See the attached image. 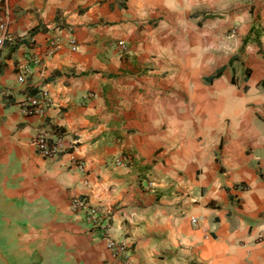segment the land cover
Segmentation results:
<instances>
[{"label":"crops","instance_id":"obj_1","mask_svg":"<svg viewBox=\"0 0 264 264\" xmlns=\"http://www.w3.org/2000/svg\"><path fill=\"white\" fill-rule=\"evenodd\" d=\"M0 24V264H121L76 197L130 264H264V0H0Z\"/></svg>","mask_w":264,"mask_h":264},{"label":"built area","instance_id":"obj_2","mask_svg":"<svg viewBox=\"0 0 264 264\" xmlns=\"http://www.w3.org/2000/svg\"><path fill=\"white\" fill-rule=\"evenodd\" d=\"M4 24H0V47L6 40V31ZM69 42L73 46L74 39H70ZM119 47L123 53H126V48L123 43H119ZM58 48L56 42H51L49 50L54 52ZM74 49V48H73ZM33 63H37L33 60ZM27 69H23L17 75V81L19 84L25 82V75ZM48 96L45 90L40 91L39 96H27L21 102V113L23 115H43L45 113V107L48 105ZM32 144L40 156L44 158H52L61 151V145L59 141H51L46 132H39L32 138ZM120 160H117V162ZM71 210L74 213L81 214L84 220L91 226L94 232H97L106 241L107 248L113 253V255L120 260L121 264H130L128 261L127 251L124 243L118 242L109 236V224L107 218L102 213L101 208L96 205L90 204L85 198L76 197L70 202ZM191 223L195 225L197 223L196 218L191 219Z\"/></svg>","mask_w":264,"mask_h":264},{"label":"trees","instance_id":"obj_3","mask_svg":"<svg viewBox=\"0 0 264 264\" xmlns=\"http://www.w3.org/2000/svg\"><path fill=\"white\" fill-rule=\"evenodd\" d=\"M251 33H257V31L253 28V29H251ZM246 39H248V38H246ZM246 39H245V41H246ZM262 85L264 86V80L262 81Z\"/></svg>","mask_w":264,"mask_h":264}]
</instances>
